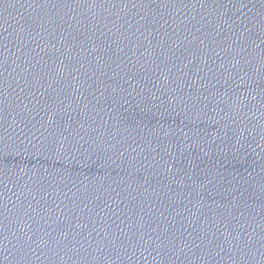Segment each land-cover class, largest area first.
I'll return each mask as SVG.
<instances>
[{"label":"water","instance_id":"1","mask_svg":"<svg viewBox=\"0 0 264 264\" xmlns=\"http://www.w3.org/2000/svg\"><path fill=\"white\" fill-rule=\"evenodd\" d=\"M0 264H264V0H0Z\"/></svg>","mask_w":264,"mask_h":264}]
</instances>
